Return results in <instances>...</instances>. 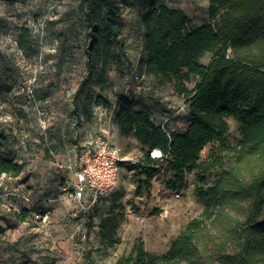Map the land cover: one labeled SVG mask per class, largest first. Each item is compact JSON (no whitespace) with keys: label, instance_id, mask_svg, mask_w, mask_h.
Returning <instances> with one entry per match:
<instances>
[{"label":"rangeland","instance_id":"374dc122","mask_svg":"<svg viewBox=\"0 0 264 264\" xmlns=\"http://www.w3.org/2000/svg\"><path fill=\"white\" fill-rule=\"evenodd\" d=\"M119 2L126 54L121 66L108 71L104 84L93 87L110 106L95 104V92L93 100L83 94L77 115L74 94L86 74L84 0H0V156L23 164L18 176L0 173V264H115L139 239L149 252L162 254L204 209L195 187L204 177L212 183L219 169L187 173L186 186L177 197V189L169 185L172 172L166 161L156 165L159 172L150 184L130 161L121 168L114 190L123 197L114 200L113 192L103 199L85 239L71 236L83 220L71 193L81 149L106 136L124 155L145 161L146 151L137 139L120 132L115 119L119 97L136 108L146 105L158 123L166 112L178 111L169 121L174 130L182 131L190 119L187 97L170 84L160 85L139 65L147 3ZM160 3L184 10L193 26L211 20L210 0ZM23 28L31 33L26 50L19 47ZM210 59L206 54L201 60L207 64ZM229 125L225 142L233 145L242 137L241 124L230 118ZM213 146L207 144L201 157L207 158ZM221 154L229 162L231 155ZM25 194L34 201L25 208L28 213L19 208ZM109 214L120 217L114 245L99 236V222Z\"/></svg>","mask_w":264,"mask_h":264},{"label":"trees","instance_id":"16d2710c","mask_svg":"<svg viewBox=\"0 0 264 264\" xmlns=\"http://www.w3.org/2000/svg\"><path fill=\"white\" fill-rule=\"evenodd\" d=\"M144 1L148 8L142 16L139 65L160 85L170 84L187 97L190 119L185 130L168 132L149 107L136 108L119 97L115 119L120 132L135 137L146 151L144 163L135 166L150 184L159 172L156 165L166 161L172 172L169 185L178 190L186 186L187 173L220 172L212 183L204 177L196 185L204 209L165 253L149 252L139 239L115 264H264V0H210L211 20L198 26L180 8ZM84 5L86 74L74 94L77 115L83 94L93 100L95 92V104L110 106L93 87L104 84L108 71L121 66L126 54L119 0H84ZM30 38L23 28L22 50L29 48ZM206 54L211 55L207 64L201 60ZM230 118L241 124L242 137L233 145L225 142ZM209 143L214 144L211 153L202 158ZM216 148L231 155L229 162ZM154 149L162 155L153 157ZM22 172L23 164L0 156V173ZM113 197L118 200L123 193ZM119 225L118 214L102 217V242H118Z\"/></svg>","mask_w":264,"mask_h":264},{"label":"built area","instance_id":"2783aa9c","mask_svg":"<svg viewBox=\"0 0 264 264\" xmlns=\"http://www.w3.org/2000/svg\"><path fill=\"white\" fill-rule=\"evenodd\" d=\"M177 114L178 111L164 114L163 120L159 122L164 130L168 132L174 130L169 127V121ZM151 155L153 156V152ZM130 161L135 164L144 163L143 160L132 159L124 155L119 145L106 136L96 138L81 149L76 167V179L71 193L80 214L83 215V220L76 224L71 233L73 238L85 239L87 237L88 226L95 218L94 211L104 198L114 192L121 168ZM175 192L177 197L182 195V189H177ZM22 200L20 209H29L34 204L29 195H23Z\"/></svg>","mask_w":264,"mask_h":264},{"label":"bare ground","instance_id":"6f19581e","mask_svg":"<svg viewBox=\"0 0 264 264\" xmlns=\"http://www.w3.org/2000/svg\"><path fill=\"white\" fill-rule=\"evenodd\" d=\"M162 154L160 149H154L153 151V156L154 157H159Z\"/></svg>","mask_w":264,"mask_h":264},{"label":"crops","instance_id":"0c3cea01","mask_svg":"<svg viewBox=\"0 0 264 264\" xmlns=\"http://www.w3.org/2000/svg\"><path fill=\"white\" fill-rule=\"evenodd\" d=\"M188 123H189V121H188ZM188 123H187V125H188ZM187 127V126H186ZM186 128H184L183 130H185Z\"/></svg>","mask_w":264,"mask_h":264}]
</instances>
